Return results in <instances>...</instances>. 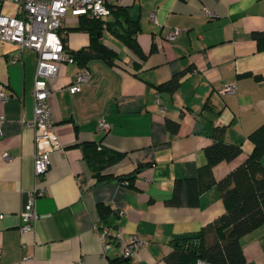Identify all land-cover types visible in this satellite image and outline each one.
<instances>
[{
	"label": "crops",
	"instance_id": "0c3cea01",
	"mask_svg": "<svg viewBox=\"0 0 264 264\" xmlns=\"http://www.w3.org/2000/svg\"><path fill=\"white\" fill-rule=\"evenodd\" d=\"M116 2L138 20L136 40L145 57L134 65L138 57L104 31L102 40L118 50L119 65L98 59L88 66L60 63L47 97L60 147L48 154L40 175L34 172L32 124L37 54L0 40V86L9 94L0 100V264H114L111 259L163 264L174 235L199 233L224 212L216 182L244 159L252 146L248 134L264 123V52L251 38L252 30H264V0ZM16 12L14 3L2 2L0 14ZM76 24L77 18L67 15L58 30L72 50L89 43L88 33L66 30ZM171 28L179 33L170 40ZM80 67H87L90 77L70 93L67 87ZM175 75L179 82L171 88ZM227 83H235V91L220 93ZM167 120L177 123L175 131H169ZM216 128H223V138L240 144L242 152L204 172V150ZM90 142L123 153L103 174L139 167L132 186L97 180L84 156ZM195 176L212 183L190 203L186 180ZM176 181L178 203L168 204ZM42 188L43 194L33 198L38 217L21 230V211L31 191ZM98 203L110 207L103 218ZM99 225L112 235L105 252ZM131 235L144 244L125 258L122 248ZM239 242L244 264H264V224Z\"/></svg>",
	"mask_w": 264,
	"mask_h": 264
},
{
	"label": "trees",
	"instance_id": "16d2710c",
	"mask_svg": "<svg viewBox=\"0 0 264 264\" xmlns=\"http://www.w3.org/2000/svg\"><path fill=\"white\" fill-rule=\"evenodd\" d=\"M2 2H0L1 6ZM109 12L102 16H92L82 13L77 16V24L67 27L66 30H79L88 33V45L77 49H69L66 38L60 36L66 50L73 56L80 66H88L93 59H98L106 66L119 65L120 56L118 50L102 40L104 31L118 39L130 49L138 59H134V65H138L140 59L145 57L139 47L136 35L140 31L137 19L131 18L125 5L115 3L108 5ZM60 29V28H59ZM58 29V30H59ZM251 38L255 41L259 51L264 52V30L254 29ZM179 76L175 75L169 80L171 88L176 87ZM158 86V85H157ZM166 126L169 131H175L177 123L167 120ZM214 140L205 147L206 162L202 171L207 172L211 167L222 160H231L242 152L240 144L231 143L223 138V128H216ZM251 142V150L244 159L216 183L223 199L225 210L212 223L199 231L197 240H173V248L163 257V264H196L198 258L206 259L214 264H244L245 258L239 242L241 235L264 224V123L260 124L248 134ZM84 156L99 181L109 178L116 182H124L132 186L134 179L140 170L136 167L128 173L110 175L103 174V170L117 162L123 153L103 147L100 143L90 142L84 147ZM209 179L203 181L199 176L186 180L188 199L190 203L197 201L199 194L210 184ZM180 182L174 184L173 194L166 199L168 204H177ZM101 218L108 212L110 207L103 203L97 205ZM112 235H109L107 242ZM197 243V251L192 249ZM116 263V259H111Z\"/></svg>",
	"mask_w": 264,
	"mask_h": 264
},
{
	"label": "built area",
	"instance_id": "2783aa9c",
	"mask_svg": "<svg viewBox=\"0 0 264 264\" xmlns=\"http://www.w3.org/2000/svg\"><path fill=\"white\" fill-rule=\"evenodd\" d=\"M114 0H0V2H12L17 6L15 15L8 16L0 14V40L11 42L17 48H30L37 54V70L34 82V120L36 152L34 154V172L36 175L42 174L48 164V154L60 147L59 142L53 131L54 122L51 117L50 109L47 103V97L52 90L49 83L51 76L55 75L62 61H75L73 56L66 50L62 39L58 33L64 19L67 15L79 16L82 13H89L92 16L99 17L109 12L108 5ZM210 14L208 9L204 10ZM151 17H155L154 11H151ZM179 29L171 28L167 32V38L173 39ZM17 56L12 58L16 61ZM90 77V71L87 67H80L74 77V81L68 85L70 93L81 89V85L86 83ZM236 89L235 83H227L219 87L220 93H231ZM8 92L0 86V100L8 98ZM100 126L107 129L103 120L99 122ZM5 158H8L6 155ZM126 181L124 182V184ZM44 189H34L30 193L23 210L21 211V230L31 228L37 217V211L33 198L43 194ZM120 212L124 213L125 210ZM104 240L102 251L105 252L109 246L107 239L111 235L108 226L99 225ZM144 241L137 235H131L122 248V257L128 258ZM22 257H25L22 255ZM79 264H83L82 261ZM196 264H214L206 259L198 258Z\"/></svg>",
	"mask_w": 264,
	"mask_h": 264
},
{
	"label": "water",
	"instance_id": "95a60500",
	"mask_svg": "<svg viewBox=\"0 0 264 264\" xmlns=\"http://www.w3.org/2000/svg\"><path fill=\"white\" fill-rule=\"evenodd\" d=\"M199 233H191V234H176L174 235V239L175 240H186V239H192V240H197L199 238ZM200 246V243H197L192 249L194 250V252H196L198 249L197 247Z\"/></svg>",
	"mask_w": 264,
	"mask_h": 264
}]
</instances>
